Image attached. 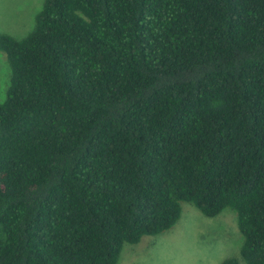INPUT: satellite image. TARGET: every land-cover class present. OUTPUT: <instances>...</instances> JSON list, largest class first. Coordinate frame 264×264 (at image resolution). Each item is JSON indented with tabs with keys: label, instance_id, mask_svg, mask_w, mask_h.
Instances as JSON below:
<instances>
[{
	"label": "trees",
	"instance_id": "16d2710c",
	"mask_svg": "<svg viewBox=\"0 0 264 264\" xmlns=\"http://www.w3.org/2000/svg\"><path fill=\"white\" fill-rule=\"evenodd\" d=\"M0 51V264H116L183 202L264 264V0H43Z\"/></svg>",
	"mask_w": 264,
	"mask_h": 264
},
{
	"label": "rangeland",
	"instance_id": "374dc122",
	"mask_svg": "<svg viewBox=\"0 0 264 264\" xmlns=\"http://www.w3.org/2000/svg\"><path fill=\"white\" fill-rule=\"evenodd\" d=\"M43 0H0V33L17 39L34 27ZM11 70L0 51V101L6 97ZM181 214L167 231L143 235L137 243H124L116 264H220L240 255L243 236L237 227L236 212L224 208L208 217L189 203L181 204Z\"/></svg>",
	"mask_w": 264,
	"mask_h": 264
}]
</instances>
